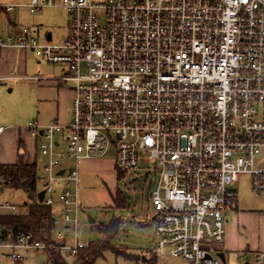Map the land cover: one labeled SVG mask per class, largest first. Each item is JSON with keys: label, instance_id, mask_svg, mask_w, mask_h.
<instances>
[{"label": "built area", "instance_id": "built-area-1", "mask_svg": "<svg viewBox=\"0 0 264 264\" xmlns=\"http://www.w3.org/2000/svg\"><path fill=\"white\" fill-rule=\"evenodd\" d=\"M23 5L30 12L58 5L68 13L67 33L58 42L40 40L22 26L0 45L28 48L64 66L54 79L72 82V114L67 123L26 124L41 158L36 185L44 193L38 202L53 208L55 244L0 225L5 256L17 260L20 249L56 247L74 259L86 244L77 231L78 164L112 149L122 176L157 171L148 195L153 252L188 264L224 263L218 252L227 213L238 209L239 175H249L255 195L264 191V168L256 161L264 147V0ZM2 210L19 213L8 201L0 202ZM245 262L264 264V250Z\"/></svg>", "mask_w": 264, "mask_h": 264}, {"label": "rangeland", "instance_id": "rangeland-1", "mask_svg": "<svg viewBox=\"0 0 264 264\" xmlns=\"http://www.w3.org/2000/svg\"><path fill=\"white\" fill-rule=\"evenodd\" d=\"M25 2L27 0H6L4 3L22 4L7 13L17 26H26L32 30L36 25L42 35L46 31H51L55 42L65 37L69 18L64 8L55 5L30 12L28 7L23 5ZM47 66L51 70L48 72L51 77L60 76L65 71V67L59 64H54V67L49 64ZM18 81L20 82L19 86H15L11 94L6 95L3 99L4 107L10 116L15 111L19 113L26 104H33L40 91L36 86L26 85V83L35 82L32 79H19ZM71 84L72 82L67 80H54V118L58 102L59 113L58 119H56L58 122L67 123L71 120V94L69 92ZM58 86L62 87L63 91L57 93ZM11 119L13 120V118ZM256 161L259 167L264 168V147H262L261 154L256 157ZM64 162L70 164L69 166L73 165L71 160H64ZM78 170L80 182L77 186V193L81 202L77 223L79 239L84 243L98 240L101 238V233L98 230L100 224H106L114 218L120 220L117 233L112 239V244L116 248L113 251L104 250L96 258L94 264H150L149 261L153 262L151 264H188L180 258L153 252L155 242L151 219L153 209L148 195L157 179L156 170H151L150 174H144L143 170H137L119 177L112 149L101 157L82 159L78 164ZM60 185L61 183L58 184V186ZM236 185L238 209L242 213L239 217L237 211L235 223L232 220L234 219L232 212L227 213L228 223L226 224L233 222L234 242L240 246L235 245L231 250H228L225 254V262L222 264L251 262L253 251L264 249L262 247L264 243V191L259 195L252 192L247 173L239 175ZM118 191L125 200V204L122 206H117L113 201ZM24 200L25 195L21 190L10 189L4 185L3 181L1 182L0 202L8 201L17 204L19 211H24L25 208L22 204ZM89 216L94 219L93 222L89 221ZM3 251L4 249L0 247V261H3L4 264H13L15 261H9L2 254ZM144 254L150 257L149 261L142 262ZM23 256V259L17 264H55L49 258L47 251L42 249L25 250ZM65 259L68 264H73L74 259L66 257Z\"/></svg>", "mask_w": 264, "mask_h": 264}, {"label": "crops", "instance_id": "crops-1", "mask_svg": "<svg viewBox=\"0 0 264 264\" xmlns=\"http://www.w3.org/2000/svg\"><path fill=\"white\" fill-rule=\"evenodd\" d=\"M6 0H0V40L5 41L7 36H14L19 28L14 23L7 13L11 12L4 9L3 4ZM54 7V6H51ZM16 8V7H15ZM6 15H5V14ZM12 31V32H11ZM34 34L40 40L51 39L53 40V33L46 31L41 34L38 26L34 25L32 29ZM54 41V40H53ZM47 62L39 59L34 55L31 49L18 48L11 45H0V125L4 126V129L0 132V163L13 164L18 160V154L24 153V161L26 163H35L36 167L40 164L41 158L35 150L34 138L30 136L27 131L26 124L31 120H36L38 124L44 125L58 119V102L56 108V116L54 118V76L51 77V70L47 66ZM54 67V64L49 66ZM19 79H32L35 82L26 83L28 86H36L40 89L37 95V100L32 103L26 104L22 107L21 111H15L12 116L7 113L3 99L6 95L11 94L12 90L19 86ZM24 85L25 83H21ZM70 89V88H69ZM63 91V88L58 86L57 93ZM69 91V90H68ZM71 94V90L69 91ZM71 97V95H70ZM31 102V100H30ZM28 103V102H27ZM13 118V120L11 118ZM21 145V147H20ZM10 189H14L7 184H4ZM17 190V189H14ZM21 190V189H19ZM22 191V190H21ZM23 192V191H22ZM25 195V194H24ZM26 200V196H25ZM23 201V206L26 201ZM17 205V204H16ZM18 206V205H17ZM19 207V206H18ZM25 210L26 207L24 206ZM24 211H19L23 213ZM238 211L239 217L241 216L239 209L232 212V220L235 223L236 214ZM4 212V210H2ZM237 215V217H238ZM232 222V223H233ZM228 223V221H227ZM232 223L226 224L224 241L222 244L223 252L226 254L228 250H231L235 245H239L234 242V232ZM264 248V243L262 244ZM264 250V249H260ZM22 258L15 261L13 264H17L23 259V253L25 250H19ZM7 250L4 249L2 254H6ZM8 259V258H7ZM6 259V260H7ZM9 261L11 259H8ZM7 260V261H8ZM140 260V258H139ZM150 257L146 254L142 257V262L149 261ZM6 261V262H7ZM5 262V261H4ZM150 264L153 263L149 261ZM4 264L3 261H0ZM8 264V263H6Z\"/></svg>", "mask_w": 264, "mask_h": 264}, {"label": "trees", "instance_id": "trees-1", "mask_svg": "<svg viewBox=\"0 0 264 264\" xmlns=\"http://www.w3.org/2000/svg\"><path fill=\"white\" fill-rule=\"evenodd\" d=\"M21 147V145H20ZM36 165L35 163H26L24 153L18 154V160L13 164L0 163V178L8 186L14 189H21L26 196V207L23 213L0 212V225L4 230H11L14 233H30L33 239L41 240L47 244H55L53 239V208L44 205L37 200L36 185ZM119 177L122 175L118 172ZM117 206L125 204L121 193L116 192L113 198ZM120 220L114 218L112 221L98 226L101 238L95 241L87 242L81 247L73 264H94L96 258L104 250H114L115 245L112 239L117 233ZM51 261L55 264H68L61 250L56 247L46 249Z\"/></svg>", "mask_w": 264, "mask_h": 264}, {"label": "water", "instance_id": "water-1", "mask_svg": "<svg viewBox=\"0 0 264 264\" xmlns=\"http://www.w3.org/2000/svg\"><path fill=\"white\" fill-rule=\"evenodd\" d=\"M43 193H44L43 190L38 191V193H37V199H38V201H41L42 200ZM89 221L90 222H93L94 219L91 216H89ZM218 256L221 258V260H223V261L225 260V258H224V252H222V251L218 252ZM241 264H248V262H243Z\"/></svg>", "mask_w": 264, "mask_h": 264}]
</instances>
